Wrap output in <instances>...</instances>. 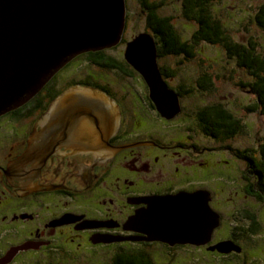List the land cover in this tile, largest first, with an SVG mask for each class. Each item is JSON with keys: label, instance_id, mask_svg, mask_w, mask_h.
I'll return each instance as SVG.
<instances>
[{"label": "rangeland", "instance_id": "obj_1", "mask_svg": "<svg viewBox=\"0 0 264 264\" xmlns=\"http://www.w3.org/2000/svg\"><path fill=\"white\" fill-rule=\"evenodd\" d=\"M151 1H162L163 5H161L159 13L171 17V21L182 39L190 38L196 25L193 21L182 16L181 0ZM263 1L213 0L210 6L213 15L221 21L225 26V30L234 40L244 44L250 43V41L254 42L257 51L264 56V30L255 23L254 19L255 10ZM126 5L127 20L123 33L125 42L118 43L112 48H106L108 49L106 50L107 54L122 61H126L124 59L126 41L131 40L139 33L148 31L145 28V20L139 1L126 0ZM195 50V57L189 61H184L181 57L173 55L157 57L159 67L176 70L175 75H172V77L162 76L166 88L174 90L176 93L179 87L188 90V92L181 95L177 93V99L183 114L170 118V120L174 119L171 123L157 117L155 110L148 109L149 107L143 98L148 93L147 85L140 73L130 64L131 67H128V69L130 68V71L135 73L126 75L118 70H108L95 65L82 56L72 60L58 72L55 87H62L66 83H70L71 80L85 79L90 75L94 76L96 82L105 83L109 86L118 109L120 108L119 102L126 104L129 99L134 100L131 101L132 106L135 107L134 111L130 110L128 116V118L131 117L130 120L133 122L130 129L132 133L147 130L145 133L149 137H155L161 143L171 144L172 150H176L173 145L180 141H186L187 143L188 137L186 135L192 137L193 143L210 147L209 155L189 152L185 157L182 156L183 153L178 155L169 151L165 155L158 148H152L154 154L157 153L156 155L161 156L158 162L164 163L159 166L157 165L159 163L151 159L150 162H155L152 164L153 168L142 174L147 173L145 180L148 184L162 181L163 184L170 183L174 188L199 186L198 188L208 190L211 199L213 198L214 208L222 218L221 224L213 231L211 241L205 245L177 244V247L172 250L169 246L159 243L144 245L137 242H119V248L143 249L154 260L155 264H264V203L257 201L253 196L246 193V184L242 178V171L246 168L245 161L231 153L232 149L243 150L257 147L259 140L264 135V113L250 111V109H254L256 99L245 87L239 85V81L248 80L246 72L238 68L233 60L227 58L221 46L201 42L196 45ZM204 73L209 74L213 80V84L206 92L197 87L196 84L197 78ZM209 104H221L241 120L240 130L234 137L223 141L202 138L199 125L193 123L194 120L191 116H193L195 110ZM41 117L42 115L39 114L37 127L40 126ZM145 144L146 146L151 145L150 142H144L143 145ZM214 148L215 150H213ZM145 149L149 151L148 147ZM5 155L6 151L0 154V158L3 159ZM61 155V153L56 155V158L58 157L56 162L61 161ZM80 155L82 156L78 159L84 161L86 158L93 157L94 154L85 152V154L81 153ZM105 157H110V155L106 154ZM202 158L210 164L206 163L194 171L191 183L178 178L177 171L182 172L183 166L190 165L188 162H183L184 160L194 162L193 165H198L200 161H203ZM117 159L121 164L125 158ZM127 159L139 162V158L134 153ZM137 165L140 166L139 163ZM82 173L86 174L83 170ZM189 173H192V170H189ZM196 175L199 176L195 177ZM81 177L78 173L77 177H74L75 180L70 182L72 193L81 195L74 199L73 196L56 198L55 204L50 201L46 202V210L52 208L56 212H60L64 209H77L81 206L96 209L98 204L95 201L99 195L95 192L97 187L106 188L110 183L103 182L101 179L96 183L93 180L86 183L87 181L83 182ZM244 211L253 213L256 218L258 227L255 228L254 232L250 230L252 226ZM45 215L44 210H39L40 222L43 221ZM48 215L51 217L49 212ZM72 233L74 234V232L65 228L67 238L62 240L70 245L68 249L71 254H62L69 261L68 264H107L111 260L115 248L117 249L113 244H110L112 247L110 245L105 247L106 244L91 245L92 235L87 232L85 243L88 246L76 251L73 248L75 242L70 240ZM225 239L235 241L241 247L240 251L220 252V249H209V246ZM40 251L42 252L34 254L33 257H27V261H22L20 264H48L49 258L52 260L57 259L56 248Z\"/></svg>", "mask_w": 264, "mask_h": 264}, {"label": "water", "instance_id": "obj_2", "mask_svg": "<svg viewBox=\"0 0 264 264\" xmlns=\"http://www.w3.org/2000/svg\"><path fill=\"white\" fill-rule=\"evenodd\" d=\"M126 9L125 0H0V115L34 98L78 55L120 43ZM157 57L156 42L148 32L126 42L125 60L144 79L155 109L170 119L181 106L177 93L166 88ZM47 108L40 129L14 162H33L39 167L64 145L72 147L73 153L112 156L138 144L110 145L120 111L115 99L101 88L80 83L69 86ZM144 142L155 144L152 140L139 143ZM210 199L205 189L139 198L132 202L146 206L128 216L124 227L141 232V239L147 241L205 245L221 224V215L209 206ZM118 239L93 238V242ZM209 249L239 252L241 247L225 239Z\"/></svg>", "mask_w": 264, "mask_h": 264}, {"label": "flooded vegetation", "instance_id": "obj_3", "mask_svg": "<svg viewBox=\"0 0 264 264\" xmlns=\"http://www.w3.org/2000/svg\"><path fill=\"white\" fill-rule=\"evenodd\" d=\"M128 67L131 66L128 64ZM56 75L57 73L51 80H54ZM42 92L43 89L40 93ZM143 98L149 107L148 109L155 110L157 117L167 120L169 123L174 121V119L170 120L161 116L148 95L143 96ZM34 99L32 98L22 106L0 115V154L6 151L4 158H0V264H20L22 261L26 262L27 257H33L34 254L42 252L40 250L53 248H56L57 259L52 260L49 258L48 264H68L69 261L62 256L66 253L71 254L68 249L69 243L62 241L67 238L65 228L74 232L70 240L75 242L73 248L76 251L88 246L85 243L87 232L92 235L90 244L93 246L98 244L110 245L117 242H137L144 245L159 243L170 247L168 243L159 240L147 241L141 239L143 237L141 232L125 229L124 224L128 216L132 215L136 209L146 206L144 202L134 203L132 201L150 196L173 194L180 190L193 191L205 188H198L199 186L174 188L170 183L163 184L162 181L148 184L145 180L147 173H142L153 168L152 164L155 162H150L151 159L159 163L157 164L159 166L164 163L158 162L161 156L156 155L157 153L154 154L152 148H158L165 155L171 151L178 155L183 153L182 156L185 157L189 152L209 155L210 147L197 145V143L192 142L191 136L186 135L188 137L187 143L186 141H180L173 145L176 150H172L171 144L161 143L155 137H149L145 133L147 130L132 133L130 129L133 122L130 120L131 117L128 118V116L130 110L134 111L135 107L131 104V101L134 100L129 99L126 104L119 102L120 121L117 131L110 137L109 143L116 146L137 142V145L124 147L115 151L112 156L105 158L101 153H94L93 157L86 158L84 161L78 159L82 156L80 152L73 153L72 147L64 145L58 148L45 162H42L39 167L34 165L33 162H14L32 140L33 133L40 129V126L37 127L39 114L42 115L45 112L44 104L48 100L46 99L45 102H41L42 104H36L33 107ZM180 114H183V111L176 115ZM191 117L194 120L193 123L198 124L196 111ZM200 130L202 138L214 140V138L207 136L201 128ZM147 140H152L155 144L146 146V144L143 145L144 143H139ZM147 147L149 151L145 149ZM60 153L62 154L61 161L56 162V159H58L56 155ZM133 153L139 158V162L127 159ZM117 158L125 159L120 164ZM183 162H188L191 166L184 164L185 166L182 167L183 173L177 171L178 178H182L183 181L188 183L192 182L194 171L206 163L210 164V162H205L204 159L198 165H193L194 162L188 160ZM138 163L140 166L137 165ZM82 170L86 172L85 175ZM189 170H192V173H189ZM78 173L82 176L83 182L87 181L86 183H90L91 180L96 183L100 179L103 182L110 183L106 188L97 187L95 192L99 195L95 203L98 204V207L95 209L94 207H82L80 205L81 207L77 209H64L56 212L51 208L47 211L46 202L50 201L55 204L56 198L73 196L74 199L81 195L79 193L73 194L70 184L72 180H75L74 177H77ZM197 176L199 175L195 177ZM174 184L176 183L174 182ZM213 203L212 198L209 201V206L215 210ZM39 210H44L46 214L42 222L39 220ZM48 212L51 217H49ZM93 238L119 239L94 243ZM33 245L38 247L33 248ZM43 253L45 254V252Z\"/></svg>", "mask_w": 264, "mask_h": 264}, {"label": "trees", "instance_id": "obj_4", "mask_svg": "<svg viewBox=\"0 0 264 264\" xmlns=\"http://www.w3.org/2000/svg\"><path fill=\"white\" fill-rule=\"evenodd\" d=\"M138 1L142 7L145 28L156 42L158 57L173 55L181 57L184 61H189L195 57L196 45L201 42L213 46H221L227 58L233 60L238 68L246 72L248 80L239 81V85L245 87L256 99L254 109H250V111L264 113V56L257 51L254 42L250 41V43L244 44L234 40L230 36L225 30V26L211 11L210 4L213 0H181L182 16L193 21L196 25L189 39H182L180 37L170 16L159 13L161 5H163L162 1ZM254 19L255 23L264 30V1L255 10ZM121 41L125 42L123 38ZM80 55L73 60L83 56L93 64L108 70H118L126 75L135 73L131 72L130 68L128 69L129 63L127 61L118 60L114 56L107 54L104 50L86 52ZM160 71L162 76L168 78L172 77V75L174 76L176 72L175 69L166 67H160ZM57 76L58 73L54 77V80H50L43 87V92H39L34 97L37 99L33 98V107L36 104L43 103V101L45 102L47 99L48 102L44 104V110H46L51 101L65 90V88L78 83L101 88L113 97L109 86L105 83L96 82L94 76L90 75L85 79L71 80L70 83H66L62 87L57 86L58 88L55 87ZM212 82L213 80L207 73L201 74L196 80L197 87H200L205 92L210 89L213 84ZM184 92H188V90L180 87L177 89L179 95ZM195 111L197 112L199 127L211 138L222 141L231 139L240 130L241 120L221 104L204 105ZM232 150L231 153L235 157L243 159L246 162V169L242 171V178L246 184V193L249 196H253L257 201L264 203V135L254 149ZM244 212H246V216L252 226L250 230L254 232L255 228L258 227L256 218L253 213ZM113 246L117 247V249L115 248L111 255V260L107 264H155L154 260L143 249L135 250L130 247L119 248L118 242L114 243ZM174 247H177V244L169 248L172 250Z\"/></svg>", "mask_w": 264, "mask_h": 264}, {"label": "clouds", "instance_id": "obj_5", "mask_svg": "<svg viewBox=\"0 0 264 264\" xmlns=\"http://www.w3.org/2000/svg\"><path fill=\"white\" fill-rule=\"evenodd\" d=\"M125 59V58H124ZM114 98V97H113ZM181 111V110H180Z\"/></svg>", "mask_w": 264, "mask_h": 264}]
</instances>
